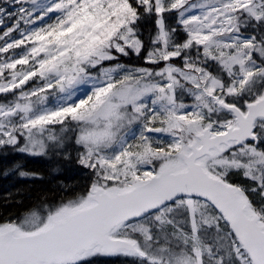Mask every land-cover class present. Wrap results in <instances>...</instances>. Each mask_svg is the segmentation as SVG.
<instances>
[{
    "label": "snow or ice",
    "instance_id": "6c2138e0",
    "mask_svg": "<svg viewBox=\"0 0 264 264\" xmlns=\"http://www.w3.org/2000/svg\"><path fill=\"white\" fill-rule=\"evenodd\" d=\"M6 153L83 184L6 194L0 264H264V0H0Z\"/></svg>",
    "mask_w": 264,
    "mask_h": 264
},
{
    "label": "trees",
    "instance_id": "16d2710c",
    "mask_svg": "<svg viewBox=\"0 0 264 264\" xmlns=\"http://www.w3.org/2000/svg\"><path fill=\"white\" fill-rule=\"evenodd\" d=\"M6 158L0 157V216H6L19 211L15 204L3 207L6 194L11 193L17 199H22L24 204L30 199L38 197L45 192H51L62 184L79 188L83 184L81 175L70 166L58 169V165L47 158L29 157L18 153H6ZM13 163L23 164L25 169L39 174L40 179H19L11 174L5 175L4 171Z\"/></svg>",
    "mask_w": 264,
    "mask_h": 264
}]
</instances>
